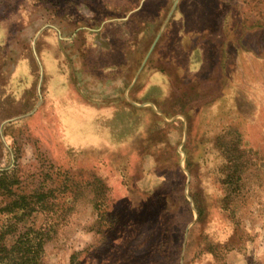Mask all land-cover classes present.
Returning <instances> with one entry per match:
<instances>
[{"label": "rangeland", "instance_id": "1", "mask_svg": "<svg viewBox=\"0 0 264 264\" xmlns=\"http://www.w3.org/2000/svg\"><path fill=\"white\" fill-rule=\"evenodd\" d=\"M172 1L0 0V208L46 193L41 264H264V0H179L140 65Z\"/></svg>", "mask_w": 264, "mask_h": 264}, {"label": "trees", "instance_id": "2", "mask_svg": "<svg viewBox=\"0 0 264 264\" xmlns=\"http://www.w3.org/2000/svg\"><path fill=\"white\" fill-rule=\"evenodd\" d=\"M4 174H0L1 195L14 182ZM45 194L40 191L27 196L15 195L1 206L0 211L10 214L11 220L0 225V264H41L48 230L45 223L35 226L34 215L31 217L30 214L36 210L42 213L49 210L44 201ZM24 218H28L26 223Z\"/></svg>", "mask_w": 264, "mask_h": 264}, {"label": "crops", "instance_id": "3", "mask_svg": "<svg viewBox=\"0 0 264 264\" xmlns=\"http://www.w3.org/2000/svg\"><path fill=\"white\" fill-rule=\"evenodd\" d=\"M178 1H179V0H173V1H172L171 5H170V8H169L168 12L166 13V15H165V17H164V19H163L161 25L159 26L158 30L156 31V33L154 34V36H153V38H152V41L150 42L149 46L147 47V49H146V51H145V53H144V55H143V58H142V60H141V62H140V65H142V64L145 62V60L147 59V57H148L150 51L152 50L154 44L156 43V41H157L158 38L160 37V35H161V33H162L164 27L166 26V22L168 21L169 17L171 16V14H172V12H173V10H174V8H175V6H176V4H177ZM157 34H158V36H157V38H155ZM154 40H155V42H154L153 46L151 47L150 51L148 52L147 56L145 57V55H146V53H147V51H148L150 45L153 43ZM144 58H145V59H144ZM143 59H144V62L142 63Z\"/></svg>", "mask_w": 264, "mask_h": 264}, {"label": "water", "instance_id": "4", "mask_svg": "<svg viewBox=\"0 0 264 264\" xmlns=\"http://www.w3.org/2000/svg\"><path fill=\"white\" fill-rule=\"evenodd\" d=\"M157 36H158V34L156 35L155 38H157ZM154 42H155V40H154L153 43L150 45V47H149V49H148V51H147L145 57L147 56V54H148V52L150 51L151 47L153 46ZM144 59H145V58H144ZM144 59H143L142 63L144 62Z\"/></svg>", "mask_w": 264, "mask_h": 264}]
</instances>
